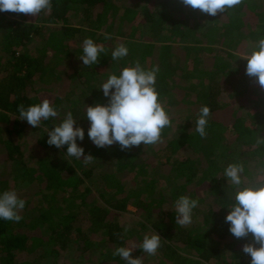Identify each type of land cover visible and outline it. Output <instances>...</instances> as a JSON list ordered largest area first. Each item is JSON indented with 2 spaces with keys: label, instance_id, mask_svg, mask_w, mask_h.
<instances>
[{
  "label": "trees",
  "instance_id": "16d2710c",
  "mask_svg": "<svg viewBox=\"0 0 264 264\" xmlns=\"http://www.w3.org/2000/svg\"><path fill=\"white\" fill-rule=\"evenodd\" d=\"M89 37L105 51L99 63L84 66L82 39ZM260 38L264 0H243L215 17L181 0H52L51 10L37 16L0 12V145L6 146L0 161H17V183L30 182L18 194L26 201L22 219H0V264H126L113 255L117 247L143 251L137 232L125 225L128 206L137 208L141 228L161 236L156 261L144 264H251L243 252L254 243L251 234L237 239L225 222L235 200L223 175L229 164L242 163L246 184L264 180V146L255 142L264 129V88L246 75L247 61L233 55L249 53ZM120 43L129 52L114 61ZM137 60L145 69L159 67L155 87L171 126L152 145L96 147L87 135V105L106 104L98 87ZM43 99L57 109L56 118L36 128L17 118L20 104ZM204 105L211 115L201 138L195 120ZM68 112L85 129L77 143L94 156L88 165L66 157L67 145L47 143V132ZM181 195L198 200L194 223L184 227L175 223Z\"/></svg>",
  "mask_w": 264,
  "mask_h": 264
},
{
  "label": "clouds",
  "instance_id": "9594fccd",
  "mask_svg": "<svg viewBox=\"0 0 264 264\" xmlns=\"http://www.w3.org/2000/svg\"><path fill=\"white\" fill-rule=\"evenodd\" d=\"M183 5L200 10L209 16H217L226 9L235 8L243 0H181ZM52 0H0V12L11 11L37 16L42 11H50ZM107 38H111L110 35ZM104 46L92 38L83 40V55L80 56L84 66L99 63V57L104 52ZM128 47L120 43L111 53V59L118 61L128 55ZM233 55L247 61L246 75L255 78L264 88V38H260L249 53L238 51ZM159 67L145 69L137 60L133 66L124 67L119 75L110 74L98 88L102 89L108 102L87 105L86 118L90 122L87 135L96 147L103 148L119 144L121 150L133 146L152 145L160 140L161 132L166 126H171V118L163 104L158 100L155 87ZM18 117L26 120L33 128L39 127L41 121L56 118L57 109L50 100L43 99L40 103L25 107L18 106ZM211 109L208 105L201 107L195 120V132L205 138L208 118ZM77 120L68 112L63 120L47 132V143L50 146L62 148L67 145L66 157L82 160L90 164L94 156L85 155L84 147L77 143L85 138V129L76 126ZM264 129L257 131L256 145L264 146ZM264 172V169H261ZM244 165L231 163L224 169V177L234 188L235 203L229 204L225 222L230 225V233L237 239L251 234L254 243H246L243 252L251 257V264H264V180L246 184L242 178ZM26 201L19 198L14 190L0 192V219L19 222L22 216L19 211L25 207ZM198 206V200L187 195H181L175 201L176 225L187 226L192 222L193 209ZM127 231V230H126ZM161 243V236L153 233L145 235L139 248L148 255H155ZM132 247H117L113 255L119 256L126 264H142V257H134Z\"/></svg>",
  "mask_w": 264,
  "mask_h": 264
},
{
  "label": "rangeland",
  "instance_id": "374dc122",
  "mask_svg": "<svg viewBox=\"0 0 264 264\" xmlns=\"http://www.w3.org/2000/svg\"><path fill=\"white\" fill-rule=\"evenodd\" d=\"M73 24H78L77 20L76 19H73L71 21ZM77 22V23H76ZM48 25H52V24H49V23H46ZM45 24V25H46ZM118 29V28H117ZM117 34V33H116ZM119 34H117L118 36ZM85 38L82 39V45H83V40ZM144 41V40H143ZM36 42V41H35ZM31 134V133H30ZM6 136H8L7 134H5L3 136V138H6ZM28 136L29 135H26L25 137H23L21 143L23 145H25V148L26 147V144L28 142ZM36 140L33 139V143L35 142ZM6 148V146L4 144L0 145V150L2 151H5L4 149ZM38 152L35 151L34 154H37ZM36 156V155H35ZM54 160L55 162L57 163L58 161H64L63 159V154H56L54 156ZM60 163V162H59ZM18 162L15 161V163L11 166H7L8 164H2V161H0V185L2 186V188H6L7 190L11 189V190H15L17 191L16 193L19 194V191L21 190V188L23 186L26 185H29V181L27 182H21V183H17V179L16 177L22 172V169L19 165H17ZM155 175H157L158 173L155 172V171H152ZM162 180H165L166 179V175L163 174L161 177H160ZM64 179V177H63ZM72 182H75L76 179H70ZM135 182V181H134ZM132 180L129 179V182L128 184H133L134 183ZM88 182L87 181H84V182H80V185L82 187V189L87 185L88 186ZM93 188H96L99 186L98 182L96 181L94 184H92ZM29 189V188H28ZM3 191V190H2ZM171 189H169V187L167 188V193L168 194H171ZM1 192V191H0ZM77 193L75 192L74 193V196H77L76 195ZM201 209V208H200ZM194 216V214L192 215ZM192 219H195V218H192ZM142 218L137 210V208L135 206H128V211H126V213L124 214V222H125V225H128V226H131L135 232H137V236L139 237V245L142 243L143 241V238L145 235H151L153 233H151L149 230H146L144 228H141V225L139 224V221H141ZM194 223V220H192V222L189 224V225H192ZM198 224V223H197ZM200 228V227H199ZM37 250L38 249H35V248H29V254L30 255H34L37 253ZM134 257H142V264H144L146 261L150 262V261H156V256L155 255H148V254H144L143 255V251H141V253H138L137 251L134 252L132 254ZM143 255V256H142ZM205 264H226V262L223 260V261H216L215 259L214 260H211L210 262H205Z\"/></svg>",
  "mask_w": 264,
  "mask_h": 264
}]
</instances>
